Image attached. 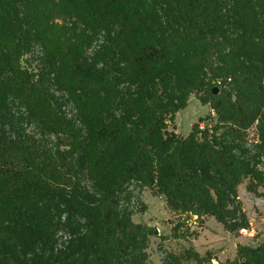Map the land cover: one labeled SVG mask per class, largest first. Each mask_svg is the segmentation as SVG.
I'll return each mask as SVG.
<instances>
[{"label":"trees","instance_id":"obj_1","mask_svg":"<svg viewBox=\"0 0 264 264\" xmlns=\"http://www.w3.org/2000/svg\"><path fill=\"white\" fill-rule=\"evenodd\" d=\"M57 7L55 11L92 28L112 25L120 28V35L121 30L129 33L130 45L121 43L124 57L119 61L112 58L101 66L67 52L61 54V62L67 68V84L76 93L108 91L122 80L139 86L141 93L134 100L139 122H98L86 157H76L74 150L58 151L56 157L52 153L38 158L44 167L35 165L19 147L0 153V256L17 252L18 232L45 223L44 209L63 206L59 213L84 217L85 233L70 250L29 264H144L151 232L130 215H122L112 197L131 180L165 196L172 212L213 216L230 233L248 229L237 198L247 178L249 191L264 187V174L250 152L261 143L258 158L264 159V91L259 87L264 82V0H60ZM161 20L167 21L162 30ZM26 34V22L14 1L0 0V71L16 70ZM139 34L146 38L136 39ZM210 53L226 55L233 65L235 58H248L242 70L235 71L236 65L222 67L225 78L235 80L232 92L213 96L217 88L213 83L222 79V71ZM206 72L212 74L209 103L216 124L201 129V119L186 138L169 132L164 115L175 116L186 108L188 96L207 85L202 74ZM17 77L16 84L0 86V101L26 93L29 104L39 103L40 97L33 95L43 92L41 84L20 72ZM163 78L169 82L168 97H184L178 103L174 97L176 104L171 99L163 103L151 89ZM129 143L134 151L125 155L123 148ZM84 167L98 180L102 199L85 204L84 197L61 200L34 190L38 177L47 185L71 186ZM212 260L189 250L171 256L169 264ZM233 264H264V244L241 247Z\"/></svg>","mask_w":264,"mask_h":264},{"label":"rangeland","instance_id":"obj_2","mask_svg":"<svg viewBox=\"0 0 264 264\" xmlns=\"http://www.w3.org/2000/svg\"><path fill=\"white\" fill-rule=\"evenodd\" d=\"M13 1L14 9L23 15L26 22V48L16 63V70L0 71V86L16 84L20 72L35 84H41L44 90L33 95L40 97L39 103L29 104L26 93L0 101V153L19 147L35 165L38 163L44 167L45 163H40V160L52 153L56 157L58 151L66 153L74 150L76 157H86L98 122H124L125 119L130 124L139 122V111L134 101L141 93L139 86L122 80L108 91L76 93L67 84V68L61 62V54L67 52L101 66L110 64L112 58L119 61L124 57L121 43L130 45L129 33L121 30L120 35V28L112 25L92 28L82 20L57 12L60 0ZM50 1L55 5L47 3ZM161 22L159 26L162 30L167 21ZM152 29L156 30V26L152 25ZM142 38H146V34H139L136 39ZM210 54L212 62L219 65L222 71V79L213 83L220 90L219 96L232 92L235 80L226 79L222 67L236 65L235 71L242 70V63L248 58H235L236 64L233 65L228 61L230 58H225L226 55ZM202 74L207 77V85L188 96L186 108L175 116L164 115L169 132L186 138L201 119L205 128L216 124L217 116L209 103L211 87L208 80L212 74ZM168 83L166 78L159 79L151 88L165 104L170 99L177 101L181 97L178 94L172 95L174 99L168 97ZM259 87L263 93L264 82ZM260 144H254L250 152L257 157V169L264 174V159L258 158ZM133 149L129 143L123 148V154H130ZM97 181L84 167L71 186L55 182L47 185L44 177H38L34 190L37 194H52L61 200L84 197V203L91 204V201L104 197V193L97 188ZM250 182L249 178L245 179L238 189L237 201L249 221V228L238 233L227 231L213 216L198 218L172 212L165 196L134 180L125 183L123 189L112 197L122 215H130L135 224L151 232L144 264H169L171 256L189 250L202 256H212L211 264H233L239 258L241 247L259 248L264 244V187H258L256 193L251 192L248 190ZM62 207L44 209L45 223L40 228L18 232L16 235L21 246L17 252L0 256V264H29L35 258L60 255L70 250L85 233L82 226L86 221L78 213L70 217L67 211L59 213Z\"/></svg>","mask_w":264,"mask_h":264},{"label":"water","instance_id":"obj_3","mask_svg":"<svg viewBox=\"0 0 264 264\" xmlns=\"http://www.w3.org/2000/svg\"><path fill=\"white\" fill-rule=\"evenodd\" d=\"M219 93H220L219 88H215V89L212 91V94H213V96H215V97L219 96ZM155 235L158 236V235H159L158 232H156Z\"/></svg>","mask_w":264,"mask_h":264},{"label":"built area","instance_id":"obj_4","mask_svg":"<svg viewBox=\"0 0 264 264\" xmlns=\"http://www.w3.org/2000/svg\"><path fill=\"white\" fill-rule=\"evenodd\" d=\"M205 127L204 126H201V129H204Z\"/></svg>","mask_w":264,"mask_h":264}]
</instances>
